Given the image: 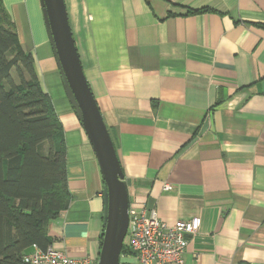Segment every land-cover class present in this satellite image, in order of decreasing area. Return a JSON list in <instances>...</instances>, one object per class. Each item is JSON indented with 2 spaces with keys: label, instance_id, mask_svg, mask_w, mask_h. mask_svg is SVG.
<instances>
[{
  "label": "crops",
  "instance_id": "0c3cea01",
  "mask_svg": "<svg viewBox=\"0 0 264 264\" xmlns=\"http://www.w3.org/2000/svg\"><path fill=\"white\" fill-rule=\"evenodd\" d=\"M1 2L65 143L69 203L48 223L49 247L97 264L104 184L41 2ZM63 3L129 208L153 209L167 225L200 219L183 264H264V0ZM119 264L137 262L128 252Z\"/></svg>",
  "mask_w": 264,
  "mask_h": 264
},
{
  "label": "trees",
  "instance_id": "16d2710c",
  "mask_svg": "<svg viewBox=\"0 0 264 264\" xmlns=\"http://www.w3.org/2000/svg\"><path fill=\"white\" fill-rule=\"evenodd\" d=\"M68 203L61 125L0 0V264L47 249L48 223Z\"/></svg>",
  "mask_w": 264,
  "mask_h": 264
},
{
  "label": "water",
  "instance_id": "95a60500",
  "mask_svg": "<svg viewBox=\"0 0 264 264\" xmlns=\"http://www.w3.org/2000/svg\"><path fill=\"white\" fill-rule=\"evenodd\" d=\"M43 20L64 93L94 152L103 180L102 239L97 264H119L127 226L128 197L116 152L84 77L63 0H40Z\"/></svg>",
  "mask_w": 264,
  "mask_h": 264
},
{
  "label": "built area",
  "instance_id": "2783aa9c",
  "mask_svg": "<svg viewBox=\"0 0 264 264\" xmlns=\"http://www.w3.org/2000/svg\"><path fill=\"white\" fill-rule=\"evenodd\" d=\"M166 190L169 186L164 187ZM200 227V219L178 220L172 225L161 222L155 210L128 208V226L123 246L137 264H183L191 239ZM23 264H92L90 260L73 259L48 247L33 245L23 256Z\"/></svg>",
  "mask_w": 264,
  "mask_h": 264
},
{
  "label": "rangeland",
  "instance_id": "374dc122",
  "mask_svg": "<svg viewBox=\"0 0 264 264\" xmlns=\"http://www.w3.org/2000/svg\"><path fill=\"white\" fill-rule=\"evenodd\" d=\"M13 77H14V79L16 80V77L14 76V74H13Z\"/></svg>",
  "mask_w": 264,
  "mask_h": 264
}]
</instances>
